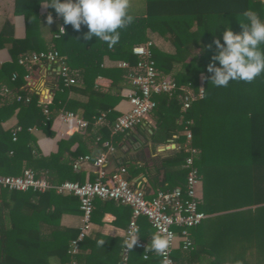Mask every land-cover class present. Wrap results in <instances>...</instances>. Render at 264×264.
<instances>
[{
    "label": "trees",
    "instance_id": "1",
    "mask_svg": "<svg viewBox=\"0 0 264 264\" xmlns=\"http://www.w3.org/2000/svg\"><path fill=\"white\" fill-rule=\"evenodd\" d=\"M41 1L15 0V11L25 16L26 36L11 41L13 60L4 64L2 69L19 73L6 87L12 94H20L22 100L16 101L11 95L3 94L10 102L0 106V175L17 176L24 169H31L52 183H60L74 180L73 164L63 159L66 142L59 141L58 152L44 156L29 128L36 127L52 134L49 130L52 119L60 110H68L79 112L89 121L87 131L101 112H107L108 124L98 126L94 135L102 144L109 138L110 126L117 118L114 107L122 98L121 89L127 84L128 71L117 65L103 67L102 55H96L93 66L77 70L79 77L75 84L65 86L62 81L57 83L53 88V100L47 106L50 114L45 115L38 104L39 95L24 86L26 70L18 63V58L25 53L46 50L38 29ZM129 3L131 15L143 16L140 23L142 21L147 28L148 38L153 42L152 58L160 75L171 77L179 87L195 92L200 87L204 90L203 97L193 101L186 110L181 109L178 96L181 90L171 96L165 93L155 95L156 107L152 111L159 113L160 130L166 136L178 134L186 124L192 132L191 144L199 150L194 165L203 182V200L199 209L206 213L225 212L215 217L229 224L236 223L240 215L250 212L239 208L254 201L247 202L239 197L244 189V183L237 178L239 169L222 167L221 164L225 161H260L264 170V74L251 83L230 81L227 87H215L210 81L207 66L217 51L213 41L220 39L223 43V32L227 28L240 33L241 24L247 23L243 15L246 10L256 11L264 20V0H129ZM48 13L56 15L52 8H48ZM0 35L2 41L4 29ZM64 37L63 33L59 34L50 46L61 54L65 53ZM154 38L160 43H156ZM134 45L135 42L123 43L112 57L134 66L138 61L132 52ZM260 47L264 50V45ZM67 63L74 69L70 61ZM98 77L111 79V86L102 90L96 82ZM70 91H80L88 96V100H72ZM26 97L30 98L28 102L24 100ZM15 109H18L19 130L13 139V131L17 127L4 129L1 123ZM178 140L185 141V136L179 135ZM72 155L78 156L79 152ZM187 155L188 152L181 147L168 159L177 167L172 173L174 184L182 189L187 169L181 164ZM226 171H232L230 177ZM102 202L115 201L97 198L94 206ZM256 202L263 203L258 210L264 211V179L261 198ZM54 205H60L61 209H52ZM74 209L78 211L80 208L79 198L73 194H59L54 189L33 192L0 188V264H71L72 260L76 264H118L122 242H116L114 250L99 253L97 241L102 238L100 235L94 239L84 238L76 255L68 253L70 241L77 236L78 230L63 226L61 216ZM251 218L250 232L241 235H250L253 246L228 248L227 256L232 263L264 264V219L261 217L259 228L255 217L251 215ZM91 219H94V210ZM151 231L155 234L153 227ZM229 232L231 239L237 236L233 230ZM148 245L150 243L145 248L133 247L129 264L159 263V255L149 251ZM145 254L148 260L143 259Z\"/></svg>",
    "mask_w": 264,
    "mask_h": 264
},
{
    "label": "crops",
    "instance_id": "2",
    "mask_svg": "<svg viewBox=\"0 0 264 264\" xmlns=\"http://www.w3.org/2000/svg\"><path fill=\"white\" fill-rule=\"evenodd\" d=\"M44 2L45 0L41 1L39 5L41 21L38 27L43 44L48 49L53 46L54 39L63 33L65 35V53L63 55L74 65L75 70L93 66L95 56L98 54L103 57V67H114L121 60L112 56L117 54L123 43L135 42V45H138L150 40L147 28L144 27L142 21L140 23L143 16H136L131 25L119 30L120 40L114 47L109 48L106 42L98 40L95 36L90 40H85L84 33L88 31L86 26H82L80 31H76L71 24L65 25L64 21H61L62 16L57 14L52 16L53 22L49 24L47 22L48 8L43 6L42 3ZM61 26L64 28L62 33L60 32ZM3 29L4 36L0 41V88L8 86L12 81V75L18 73L16 71L10 73L9 70L3 71L2 69L4 64L13 60L11 41L24 39L26 36L25 16L15 11V0H0V34ZM154 39L156 43H160L159 39ZM19 65L17 66L18 69L20 68ZM59 81L61 79L58 67L54 63L40 62L34 66L32 77L29 81H26L24 86H28L29 91L37 93L39 99L49 95L52 102L55 94L53 88L56 87ZM96 82L102 90H107L111 86L112 80L106 77H98ZM130 88L131 85L127 81V84L121 89L122 98L114 107L117 117L130 109L129 100L125 95ZM69 98L78 102L88 100V96L80 91H70ZM7 101L10 102L1 93L0 106ZM60 111L52 119L49 128L52 134L36 127H33L31 131L36 137L39 151L44 156L57 153L59 141L61 140L66 142L63 146V159L69 164H73L80 156H90L89 160H81L76 168L73 167L74 180L72 181H95L99 177L100 169L105 171L106 174L103 180H106L111 173L124 167L125 177L131 186L142 187L147 198L153 197L158 190L171 191L176 187H180L174 184L175 179L172 175L177 167L168 159L181 147L184 148L185 141L178 140L179 135L184 136V129L178 134H172L171 137L166 136L160 130L158 122L161 117L158 112L152 111L141 124L126 133L111 132L109 138L99 144L94 135L97 132V127L102 124L95 123L87 131L75 130L61 122L59 118ZM17 112L18 109H15L14 113L1 123L4 129L17 127ZM75 113L81 116L79 112ZM105 124H108L107 119ZM106 141L111 143L113 150L105 145ZM75 152H79V155L74 157L72 154ZM100 155H105V162L98 167L94 164V161ZM221 166L227 168L237 167L239 169L237 178L244 183V189H242L239 197L247 202L254 201L239 208V210L250 212L240 215L236 223L230 224L224 219L215 217L225 212H205L207 217L200 225L191 229L193 239L191 249H182L181 239L176 238L173 256L178 264H245L230 262L227 249L230 247L248 248L253 246L251 236L241 234L250 232L251 215L258 221L259 228L261 217L264 219V211L258 210V207L262 206L263 203L256 202V199L261 198V185L264 179L263 164L260 161H225ZM181 167H183V164H181ZM230 172L232 171H226L225 173L230 177ZM246 184L247 186H245ZM52 209L57 211L61 209V206L54 205ZM130 213V207L117 202H102L100 205L94 206V219H92L91 231L88 236L90 239H94L100 235L102 237L100 239L105 241L103 247L98 248L99 253L114 250L116 242H122L124 228L129 221ZM61 224L78 230L81 225L80 209L78 211H75V209L70 210L62 214ZM139 225L138 235L144 241L146 247L147 243H151L152 227L145 217L139 218ZM230 230H233L232 233H237V236H233V239L230 238Z\"/></svg>",
    "mask_w": 264,
    "mask_h": 264
},
{
    "label": "built area",
    "instance_id": "3",
    "mask_svg": "<svg viewBox=\"0 0 264 264\" xmlns=\"http://www.w3.org/2000/svg\"><path fill=\"white\" fill-rule=\"evenodd\" d=\"M61 28L63 27H60V32L62 33L64 32V28ZM152 46L153 42L151 40L133 46L132 52L138 58L134 66H131L126 61L117 63L118 67L126 68L128 71L126 78L131 88L126 91L125 95L129 100L130 109L114 120L110 126L112 133H126L141 124L156 107L155 95L165 93L171 96L181 90L182 93H179L178 96L181 100L182 110L188 109L193 101L202 98L204 95L202 87L195 92L190 88L179 87L169 76L160 75L152 58ZM40 62L54 63L58 67L60 79L65 86H70L78 81L79 75L77 70L71 69L67 63L66 56L52 47L42 51L25 53L18 58V63L26 70L24 75L26 81L31 79L34 66ZM16 77L17 74L14 73L12 80ZM1 93L11 95L16 101L22 100L20 94H12L6 86L1 88ZM24 100L28 102L30 98L26 97ZM50 103L51 98L49 95L41 97L38 100V104L42 107L45 115L50 114L47 107ZM106 117L107 112H101L95 119V123L104 125ZM59 118L65 126L75 130L85 131L89 126L88 120L73 111L61 110ZM17 130H19V127L14 129L13 139H15ZM29 130H32V128H29ZM184 136V149L188 152V155L183 163V167L187 169L183 189L176 187L171 191L158 190L153 197L147 198L145 190L142 187L131 186L125 177L124 167L111 173L106 180H103L106 174L105 171L100 169L99 177L95 181H85L82 183L71 180L52 183L46 176L37 175L31 169H24L21 175H0V188L33 192H45L49 189H54L59 194H73L77 196L81 210V225L77 236L69 244L68 253L72 256L79 252L80 243L90 234L94 200L98 198L101 200H113L131 209L129 221L124 228L118 264H129L131 249L128 250L124 242L129 238L132 231L138 230L137 234H139L140 217L147 218L156 233L160 235L173 234L167 259L169 264H178L173 256L176 238L179 237L181 239L182 249H191L193 247L191 229L200 225L207 217L206 213L199 209L202 201V179L194 165V160L199 150L191 144L192 132L187 124L184 126ZM105 145L110 150H113L110 142L106 141ZM89 159V155L80 156L74 161L73 167L76 168L81 160ZM104 162L105 155H100L95 159L94 164L100 167ZM133 247L145 248V243L138 237ZM159 257L158 264H162L165 257ZM71 264H76V261L72 260Z\"/></svg>",
    "mask_w": 264,
    "mask_h": 264
},
{
    "label": "clouds",
    "instance_id": "4",
    "mask_svg": "<svg viewBox=\"0 0 264 264\" xmlns=\"http://www.w3.org/2000/svg\"><path fill=\"white\" fill-rule=\"evenodd\" d=\"M42 4L45 8L54 9L58 16L63 17L64 24H71L76 31L86 26L88 31L84 33L85 40L95 36L106 42L109 48L119 43V30L131 25L135 19L129 13V0H45ZM243 15L247 23L241 24L240 33L227 28L223 32V43L220 39L213 41L217 51L207 66V72L211 74L210 81L215 87H227L230 81L251 83L264 74V50L260 47L264 45V20L251 9L246 10ZM47 22H53L51 14L48 15ZM137 232L138 230L132 231L125 240L128 250L136 244L139 237ZM151 237L147 249L165 257L162 264H169L167 254L173 234L155 233ZM104 244L103 239L97 241L98 247H103ZM143 259L148 260V257L144 256Z\"/></svg>",
    "mask_w": 264,
    "mask_h": 264
}]
</instances>
